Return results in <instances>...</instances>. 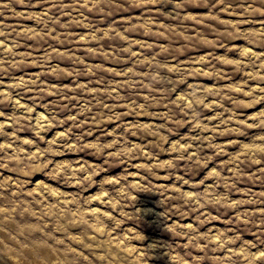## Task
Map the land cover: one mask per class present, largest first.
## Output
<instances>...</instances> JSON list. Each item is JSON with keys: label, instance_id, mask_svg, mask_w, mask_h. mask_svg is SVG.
I'll use <instances>...</instances> for the list:
<instances>
[{"label": "clouds", "instance_id": "9594fccd", "mask_svg": "<svg viewBox=\"0 0 264 264\" xmlns=\"http://www.w3.org/2000/svg\"><path fill=\"white\" fill-rule=\"evenodd\" d=\"M13 3L14 0H0V16L10 12L13 16L32 18L40 27L29 29L22 25L0 23V78L8 77L12 81L3 85L5 90L0 93L3 97L0 103L15 101V105L24 109L14 111L5 117L6 123L0 124V137L4 138V142L0 143V170H3L0 171V257L6 264H97L98 260L101 264H113L114 257L123 260L112 249L110 234L118 236L117 226L127 223L132 215L124 211L125 205L122 198L115 194L116 190L106 187L104 180L97 181L96 177L112 167L126 166L127 172L128 168L135 166L147 171L148 176L157 178H160L157 169L163 168L168 171V176L164 178H171L181 170L179 161H188L183 171L186 176L194 177L202 168L213 163L218 155L228 156L229 159L212 171L211 178L215 183L205 185L204 191L192 194L193 201L187 202L189 210L186 211L181 203L176 205L174 212L170 206L165 208L160 217L165 222L172 216L186 217L191 211H196L199 213L198 224L219 220L229 227L224 230L209 229L202 236L199 227L189 225L187 231H182L185 226L176 224L175 235L189 241L183 247L199 248L204 255L195 256L191 252L181 255L175 247L172 253L176 255L178 264H195L206 259L208 253L215 251L220 244L225 245L227 250L228 245L241 242L249 259L257 254L264 257V248L260 247L264 245V208L248 210L244 207L264 204V199H261L264 192H247L244 195L248 199H231L245 178L252 179L247 171L251 164L264 163V159L253 156L249 161V153H229L225 145L218 142L222 136L243 137L248 135V129L264 128V111L256 114L255 123L241 119L237 111L241 106L251 107L264 101V19H257L264 17V0H15V3L27 8L42 9L27 14L16 13ZM157 4L172 6L170 12H162L161 15L166 20L176 21L174 25L159 23L154 17L147 16L146 11L140 16L116 19L120 13L130 12L133 8L146 9L148 5ZM221 5L223 8L220 11L225 15L238 18L222 19L220 12L216 11ZM193 6L207 8L208 15H185L187 9ZM65 16L68 17L67 22L61 23V18ZM188 20H191L190 25L186 23ZM74 25L87 29L84 45L95 42L98 46L75 47L79 37L72 39L75 34L70 30ZM242 25L259 27L243 28ZM154 26L164 31L154 32ZM141 28L145 31L140 32ZM129 33L163 35L170 43L160 45L136 41ZM29 35L35 40L32 51H17L27 47L25 41ZM178 37H183L184 43L175 47L179 43ZM105 39L114 44L105 47L102 43ZM241 39L251 46L244 49V58L216 55V49H224L227 53L232 50L230 42ZM50 40L61 46L74 47L59 51L49 43ZM137 43L152 54L138 52L133 69L108 68L103 63L88 62L103 58L117 65L126 63L124 54L131 57L132 47ZM201 46L211 51L185 62L189 65L198 63L199 67H184L177 63L169 74L168 56L175 58L184 54L186 49L198 51ZM157 48H163L167 53L164 59H160L164 53L155 51ZM37 51L42 54H35ZM80 52L85 55H79ZM224 64L234 66V72H244L250 79L256 80L254 90H247L249 84L246 80L221 86L220 81L232 79L233 75L222 66ZM29 65L40 71L33 74L25 72L19 78L13 75L17 71L24 72ZM141 67L147 68V71H140ZM126 71L129 74L122 81L100 75L106 72L124 76ZM205 73L217 82L211 88L202 83H187L190 74L203 76ZM81 77H89L88 82L80 84ZM69 78L71 85L54 83ZM97 83L101 87H90ZM181 84L185 88L178 92ZM233 90L240 95H233ZM25 93H32L30 108L24 103ZM87 93L91 96L82 95ZM176 94L181 96V100L174 99ZM241 96L250 99H242ZM108 100L116 103L109 104ZM73 101L77 103L73 105ZM37 107L43 108L44 114L41 117L36 113L34 123L33 116L27 113L34 112ZM121 108L126 111H118ZM205 109L214 115H205ZM0 116H3L2 112ZM127 116H147L160 123L142 125L134 121L125 124L123 120ZM107 124H115L116 127L109 130ZM189 124L195 134L182 139L187 142L186 148L196 145L190 153L193 158L189 160L188 155L179 153L162 162L160 154L167 151L164 145L172 136H180V129ZM7 127L12 128L11 133L5 131ZM53 128L63 131L57 132L51 140L46 139L42 133ZM26 131L34 133L36 139L21 141L19 133ZM149 135L153 137L151 141H147ZM131 136L146 142L132 144L129 140ZM255 140L264 141V134ZM41 143L45 146L41 147ZM229 143L235 145L239 141L233 139ZM258 146L264 148V143ZM79 152L95 156L99 163L72 161L57 166L52 159L53 156ZM136 160L145 162L133 165ZM229 165L232 175H224ZM4 172L12 175L5 176ZM38 175L48 177L55 185L35 180ZM127 180V175H121L114 183L120 184L123 190L127 189ZM144 180L146 177L141 175L140 181ZM176 180L190 183L181 175H176ZM93 187L98 188L97 195L103 193L105 199L102 203L119 204L117 211L123 213L124 220H120L115 213L107 212L105 215H110L111 221L99 214L82 216L90 210L91 198L85 193ZM191 187L199 188L200 185L191 184ZM69 188L74 190L68 191ZM218 188L224 191L220 192ZM50 193H55V196ZM171 199L182 200L183 197L172 196ZM213 212L216 214L213 215ZM74 224L78 231L74 230ZM92 225L95 229H102V233L92 230ZM213 232L219 242L216 248L210 246ZM244 233L256 239L242 241ZM225 264H239V261L229 256Z\"/></svg>", "mask_w": 264, "mask_h": 264}, {"label": "rangeland", "instance_id": "374dc122", "mask_svg": "<svg viewBox=\"0 0 264 264\" xmlns=\"http://www.w3.org/2000/svg\"><path fill=\"white\" fill-rule=\"evenodd\" d=\"M34 2V0H33ZM68 2V0H66ZM171 5H163V4H157V5H148L146 6V9H140V8H133L130 12H123L120 13L116 19L117 20H125L130 17L140 16L145 13L147 16L154 17L159 23L162 24H175L176 21L174 20H166L164 15H161V13H168L171 11ZM223 8V5L219 6V8L216 9V11L220 12V16L222 19H230L234 20L238 17H230L225 15L220 9ZM13 9L16 13H24L27 14L29 12H36L41 11L42 9L37 8H27L22 4L19 3H13ZM208 9L202 8V7H189L187 9L188 13H191L194 16H207L208 15ZM91 15V13H89ZM257 19H264V17H257ZM68 20V17L65 16L61 18V23H66ZM136 21H133L135 23ZM0 23H7L9 25H22L26 28H39L40 25H38L37 21L32 18H21L19 15L13 16L12 13L6 12L4 16H0ZM187 24H191V20L186 21ZM209 23H213L212 21H209ZM197 28H199V25H196ZM243 28H249V27H259V25H242ZM22 32L23 29H20ZM75 35L72 37V39H78V44L75 45V47L85 46V47H92L95 48L98 45L93 42L90 45H84V34L87 33V29L82 27L73 26L70 30ZM140 32H144L145 30L141 28L139 30ZM153 31H161L163 32L164 29L153 27ZM54 35V33H53ZM129 36L136 40V41H144L149 44H160V45H168L170 41L163 35L156 36V35H139L137 33H129ZM179 43L174 45L175 47H179V44L184 43L183 37H178ZM35 43L34 38L29 35L28 39L25 41V44L27 47H22L17 49L19 52H31L32 51V45ZM50 44H53L57 50L59 51H65L67 48L74 47L73 45H67V46H61L56 43L54 40L49 41ZM103 45L107 47L109 44H114V42H110L107 39L102 41ZM122 43V42H121ZM47 47V45H45ZM246 47H251L247 44V41L241 39V40H234L231 41L229 44V48H231V51H228L225 53L224 49H216V55L218 56H224L227 54V56L231 59H242L246 56V52L244 49ZM236 49H240V51H236ZM258 51L260 49H257ZM157 52L164 53L163 48H157L155 49ZM211 49L205 48L203 46L200 47L198 51H194L192 49H186L184 54H179L177 57L173 58L168 56L167 59L170 63L169 68V74H171L172 69L175 67L177 63H180L184 67H199V64H192L189 65L185 63L186 61L190 60L192 57H202L206 55ZM138 52H145L146 55H151L152 52L145 50L140 47L139 43L133 45L132 47V56L127 57V54L125 53V57L127 58L126 63H121L119 65L115 63H110L107 60L100 58V59H93L91 63H103L108 68H119V69H133L136 65L134 61H136L137 56L136 54ZM35 54L41 55L42 53L37 51ZM81 56H84L85 53L80 52L78 53ZM167 56V53H164L160 57V59H164ZM227 71L232 72V79H226L223 81H220L219 84L221 86H227L230 84H239L243 81H248L249 88L248 91L254 90L257 81L254 79H250L244 72H234V66L224 64L222 65ZM40 71L39 68H36L34 66L29 65L24 72L17 71L13 73L17 78L23 76L25 72L28 74H33ZM140 71H147V68H140ZM128 72H125L124 76L115 75L113 76L111 73H100L101 76H106L109 79L115 80V81H122L125 80L128 76ZM89 77H81L79 80L80 84H85L88 82ZM12 83L11 79L8 77L0 78V93H2L5 89L3 88V85H7ZM54 83H62L64 85H71L72 80L66 79L64 81H54ZM188 84L193 83H202L206 85L208 88H211L213 85H215L217 82L215 80L209 79L207 77V74L203 76H193L189 75L187 78ZM91 88H99L101 87L100 84H92L90 85ZM185 88L184 84L180 85V89L182 90ZM22 91V90H21ZM114 94V93H113ZM233 95H240V93H237L233 90ZM32 95V93H25V100L24 103L27 104V106L31 107V100L29 97ZM86 96H91V93L82 94ZM101 95H103V92H101ZM242 99H250V97H244L241 96ZM0 99H3L2 96H0ZM140 99V98H138ZM175 100H181V96L179 94H176L174 96ZM109 104L116 103V101L108 100ZM140 102L142 103L143 100L140 99ZM187 103L186 101H184ZM77 102L73 101V105H75ZM231 107V105H229ZM160 110V109H156ZM14 111H24V109L19 108L17 105H15V101L12 103H0V112L3 113V116H0V124L6 123L5 117L10 116L13 114ZM118 111H126V109L121 108L118 109ZM238 113L240 114L241 119H248L249 123H255L256 120V114L264 111V101H261L260 103L255 104L254 106H241L238 110ZM36 113H39L42 117L44 114L43 108L37 107L34 112H30L27 114H30L34 118V123L36 119ZM205 115L211 116L214 115L213 112H209L207 109H205ZM82 119V117H81ZM138 122L142 125H149L152 123H160V121H153L150 117L147 116H127L124 117L123 123L128 124L132 122ZM213 123H216L213 121ZM106 127L111 130L116 127L115 124H107ZM5 131L11 133L12 128L7 127L5 128ZM63 131V129H51L47 133H42L46 139L51 140L53 136L59 132ZM74 131L78 132L80 129H74ZM248 135L239 137V136H222L218 138V142L222 143L226 147V151L233 154H240V153H249L248 156L249 161L253 159V156H259L261 159H264V148L259 147L261 143H264V141L255 140V138L261 134H264V128H254V129H248ZM189 134H195L192 132V126L185 125L183 128L180 129V136H172L170 141L164 145L166 148L165 153L160 154V160L167 161L169 159L174 158L175 156L179 155V153H185V155L189 156V160H191L193 157L190 155L191 152L195 150L196 145L194 144L192 148H186L185 144L187 143L185 140L182 139V137L188 136ZM207 134V133H205ZM19 137L21 141L25 139H33L35 140V134L26 131L19 133ZM89 140L93 139L92 137H88ZM110 139V137H109ZM153 137L149 135L147 137V141H151ZM238 140L239 143L233 145L229 143L230 140ZM130 143L137 144V143H145L146 141L138 140L137 137L131 136L129 137ZM255 140V144H253V141ZM4 142V138L0 137V143ZM179 142V143H178ZM45 145L41 143V147H44ZM27 145H25V148L27 149ZM158 151V150H157ZM52 159L56 162V165L59 166L62 162H72V161H87L89 163H99L97 161L95 156H91L86 154L85 152H79V153H68L63 156H53ZM229 157L225 155H218L213 163H210L207 168H202L198 175L194 177L186 176L183 171V166L188 163V161H179V164L181 166V170L178 173H174L171 178H164L168 176V171L164 170L163 168H158L157 173L160 178H157L156 176H148L147 171L137 168L135 166H132L128 168L127 172H125L126 166H119V167H112L109 168V170L100 176L96 177L97 181L104 180L105 186L108 188H114L115 194L117 196H120L122 198V201L125 205L124 211L129 212L132 215V218L127 221V223L118 225L117 230L119 231V235L110 234L112 236V239L110 241L112 249L119 254L120 257L123 258V260H117L115 257L113 258V264H178L177 257L174 253H172V248L175 247L176 251L179 252L181 255H183L185 252H191L195 256H203L204 252L201 251L199 248H185L183 245L189 244V241L186 240L183 237H177L175 235V226L176 224L184 225L185 227L181 229L182 231H187L188 226L192 227H199V232L203 236L204 234L208 233L209 229H220L224 230L227 227H229L226 224L220 223L219 220L212 221L211 223H204V224H198L197 221V215H199L196 211H191L190 215L186 217H182L180 215L172 216L170 220L163 221L160 217V213L164 211L165 208L171 207V210L174 212L176 210L177 204H184V209L187 211L188 209V203L190 201H193V193L197 191H204L205 185H211L215 183V180L211 178L212 171L218 167H220L224 161L228 160ZM145 161L142 160H136L133 161L132 164H141ZM147 163H154L153 161H147ZM107 167V166H106ZM229 170L224 173V175H232L231 173V165L228 166ZM261 169H264V163H252L251 166L247 169L248 173L252 176V179L245 178V181L238 185L239 191H234L231 199L233 200H240V199H248L247 196L244 195V193L251 192V193H260L264 192V171H261ZM3 171V170H0ZM5 176H11L12 173L4 172ZM121 175H127V189H120V184L114 183L115 180L120 177ZM143 175L146 177V180L140 181V176ZM176 175L185 176V179H189V184H184L181 181L176 180ZM35 180H45L47 183L55 185V182L53 180H50L46 176H36ZM203 181V184H200V182ZM191 184H199V188H193L191 187ZM155 185V187H153ZM163 186V187H161ZM68 191H73L74 189H67ZM220 192H223V188L217 189ZM98 188L93 187L91 188L87 193H85L86 196H89L90 199V210L86 211L82 214L83 217H94L97 214L104 217L105 220L111 221L110 215H105V212L107 213H115L120 220H124L125 217L123 216L122 212L117 211L119 208V204L114 203H102L101 201L105 199L103 193L97 195ZM38 194V193H37ZM49 195L55 196V193H50ZM183 197L182 200H172V196H181ZM261 199H264V197H261ZM195 206V204H194ZM67 207V205H65ZM245 209L252 210L255 208H264V204L260 205H245ZM203 211V210H201ZM213 215L216 213L213 212ZM231 215V214H229ZM140 217V218H139ZM229 217H225L227 219ZM203 219V217H201ZM92 230L102 233V229H95V226L92 225ZM73 228L75 231H78L75 224L73 225ZM131 237V239H129ZM242 241H253L256 239L255 236L250 235L248 233H244L242 236ZM203 243V241H201ZM218 240L214 236L213 232V239L211 241V247L216 248L218 245ZM261 248H264V245L260 246ZM252 251H256V249H252ZM232 256L238 259L239 264H264V257L257 254L256 256H253L249 259V257L244 253V247L241 242H238L237 244H230L227 247V250H225V245L220 244L218 248H216L215 251H211L208 253V257L204 259L203 261L195 262V264H225V262L228 260V257ZM213 257H216V259H213ZM222 258V259H220ZM0 264H6L3 257H0ZM10 264V262H9ZM97 264H101V262L98 260Z\"/></svg>", "mask_w": 264, "mask_h": 264}]
</instances>
